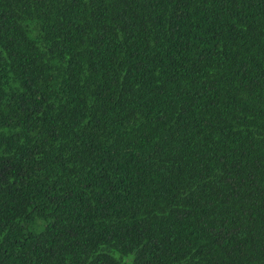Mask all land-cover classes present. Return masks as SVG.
<instances>
[{
	"label": "trees",
	"instance_id": "obj_1",
	"mask_svg": "<svg viewBox=\"0 0 264 264\" xmlns=\"http://www.w3.org/2000/svg\"><path fill=\"white\" fill-rule=\"evenodd\" d=\"M0 264H264V0H0Z\"/></svg>",
	"mask_w": 264,
	"mask_h": 264
}]
</instances>
